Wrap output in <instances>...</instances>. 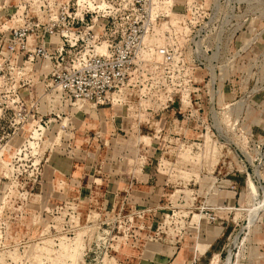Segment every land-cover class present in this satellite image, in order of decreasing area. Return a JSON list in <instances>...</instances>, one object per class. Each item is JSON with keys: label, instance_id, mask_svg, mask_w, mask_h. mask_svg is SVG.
Here are the masks:
<instances>
[{"label": "rangeland", "instance_id": "rangeland-1", "mask_svg": "<svg viewBox=\"0 0 264 264\" xmlns=\"http://www.w3.org/2000/svg\"><path fill=\"white\" fill-rule=\"evenodd\" d=\"M205 1L214 15H237L212 62L217 75L228 68L217 101L236 102L219 119L237 128L185 131L170 109L138 129L126 108L78 102L47 130L33 121L0 130V264H172L179 255L182 264L207 249L221 254L213 264H264V0ZM40 4L0 0V15ZM50 82L37 85L39 98ZM214 226L223 229L211 244ZM164 247L167 261H152Z\"/></svg>", "mask_w": 264, "mask_h": 264}, {"label": "built area", "instance_id": "built-area-1", "mask_svg": "<svg viewBox=\"0 0 264 264\" xmlns=\"http://www.w3.org/2000/svg\"><path fill=\"white\" fill-rule=\"evenodd\" d=\"M35 1L36 13L0 15V130L32 121L47 130L66 114L62 105L73 113L78 102L126 108L138 129L170 109L185 131L237 128L232 116L219 119L236 102L217 101L228 68L217 75L212 63L237 15H214L205 0H184L177 12L170 0ZM49 79L43 100L36 87ZM159 119L155 133L164 130ZM200 214L218 219L206 208Z\"/></svg>", "mask_w": 264, "mask_h": 264}, {"label": "crops", "instance_id": "crops-1", "mask_svg": "<svg viewBox=\"0 0 264 264\" xmlns=\"http://www.w3.org/2000/svg\"><path fill=\"white\" fill-rule=\"evenodd\" d=\"M70 163L68 164V170H67V173H70V174H73V173H75V170H74V168L76 167V166H78V164L76 163V161L75 160H68ZM61 174V173H60ZM144 176H146V178H147V181H146V183H145V185H148L149 183H150V180H153L154 179V175H153V173H145L144 174ZM148 176H149V178H148ZM157 185H150V188L149 187H147V188H149L148 190L150 191V192H152L153 191V189H154V187H156ZM108 187L109 188H111V185H108ZM155 189H157V187L155 188ZM215 228H219L220 229V232H219V234L215 237V239L213 240V242L211 243V244H214L218 239H219V236H221L220 235V233H221V231H222V229H223V227H220V226H214ZM207 235V234H206ZM197 244H198V242H197ZM197 247V246H196ZM166 247H164V249H163V251L161 252V253H157L156 254V256L152 259V261H155V260H159V259H163L162 257H163V255H166V256H164L165 258L164 259H166V261H167V259H168V257H167V254H166V250L167 249H165ZM197 250V249H196ZM207 251H208V249H207ZM207 251H205L204 253H201L200 251H198L197 250V253H195V255L193 256V258L190 260V259H188L189 261H188V263L187 262H184V263H182V264H194L195 262H196V264H213V261H214V259H215V256H216V254H218V253H215V254H212L211 252H207ZM162 256V257H161ZM218 256H219V258L221 257V254H218ZM164 259H163V261H164ZM173 259V262H172V264H180L181 262H182V260H183V258L181 257V255H179V256H177V257H175V258H173V257H170V261ZM204 261H206V262H204ZM208 261V262H207Z\"/></svg>", "mask_w": 264, "mask_h": 264}, {"label": "bare ground", "instance_id": "bare-ground-1", "mask_svg": "<svg viewBox=\"0 0 264 264\" xmlns=\"http://www.w3.org/2000/svg\"><path fill=\"white\" fill-rule=\"evenodd\" d=\"M37 130V129H36ZM40 130V129H39ZM34 133V132H33Z\"/></svg>", "mask_w": 264, "mask_h": 264}]
</instances>
